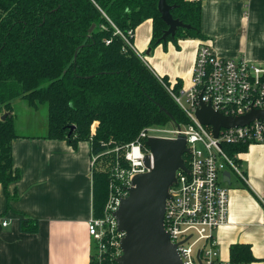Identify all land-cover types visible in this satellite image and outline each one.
<instances>
[{
    "label": "trees",
    "instance_id": "16d2710c",
    "mask_svg": "<svg viewBox=\"0 0 264 264\" xmlns=\"http://www.w3.org/2000/svg\"><path fill=\"white\" fill-rule=\"evenodd\" d=\"M158 2L0 0V184L8 199L9 184L20 177L12 162V142L20 137L13 107L18 98L34 109L46 106V138L67 140L74 148L81 141L90 142L95 217L103 216L108 199L117 157L112 149L135 140L150 125L185 120L165 86L170 85L168 79L161 82L117 33L119 29L129 37L130 30L151 18V50L170 38L204 39L202 2L167 0L175 5L173 17L190 27L159 41L168 25ZM174 89L179 91L181 83ZM4 113L7 117L2 119ZM71 126L75 129L69 134ZM246 149L247 144H240L231 152ZM20 224L23 231L36 232L39 223L26 216ZM231 253L233 262L254 258L246 244H234ZM104 256L102 263L94 256L91 264H118L114 248L108 247Z\"/></svg>",
    "mask_w": 264,
    "mask_h": 264
},
{
    "label": "crops",
    "instance_id": "0c3cea01",
    "mask_svg": "<svg viewBox=\"0 0 264 264\" xmlns=\"http://www.w3.org/2000/svg\"><path fill=\"white\" fill-rule=\"evenodd\" d=\"M201 29L204 39L167 41L148 53L149 18L136 27L133 43L139 53L149 54L156 76L180 82L185 90L192 85L202 41L218 55L264 66V0H206ZM239 153L244 176L232 169L224 172L229 176L223 173L229 219L215 236L223 260L232 259L234 244H246L254 256L249 264H264V144H247ZM12 162L20 177L9 184V199L0 184V264H91L97 244L88 229L94 215L90 142L74 148L45 134H20L12 142ZM26 216L38 221L36 232L22 230L20 220Z\"/></svg>",
    "mask_w": 264,
    "mask_h": 264
},
{
    "label": "built area",
    "instance_id": "2783aa9c",
    "mask_svg": "<svg viewBox=\"0 0 264 264\" xmlns=\"http://www.w3.org/2000/svg\"><path fill=\"white\" fill-rule=\"evenodd\" d=\"M117 33L149 66L130 39L134 37V31H129V37L119 29ZM110 41L108 39L107 43ZM158 78L164 83L162 77ZM165 86L185 114V120L170 119L168 123L150 125L142 129L135 140L112 149L117 157L111 167L112 179L104 214L102 217L92 215L88 220L89 232L97 244L95 257L102 263L108 247L115 249L116 259L121 254L120 242L124 234L118 230L114 213L122 199L129 195L134 177L150 171L146 164L147 156L150 157V166H153L154 157L147 140L184 137L188 148L184 161L188 170L177 171L164 216L165 229L177 245L182 264H249L223 260L215 233L229 219V189L223 183V173L232 169L244 176L239 162L240 153H232L231 148L240 144H264V118H255L244 125L221 127L215 135L212 125L199 120L197 110L202 103L227 117L264 110V66L243 57L218 55L207 42L202 41L192 85L179 91L172 85ZM262 203L264 205V200Z\"/></svg>",
    "mask_w": 264,
    "mask_h": 264
},
{
    "label": "water",
    "instance_id": "95a60500",
    "mask_svg": "<svg viewBox=\"0 0 264 264\" xmlns=\"http://www.w3.org/2000/svg\"><path fill=\"white\" fill-rule=\"evenodd\" d=\"M174 7L175 5L169 4L167 0L158 2L161 18L168 25L159 41H166L169 36L174 37L179 28L190 27L189 24L173 17L171 10ZM92 29L93 27L90 31ZM161 109L171 116L165 108ZM197 116L203 124L212 125L215 135H218L221 127L244 125L255 118H264V110H253L239 117H227L216 112L210 105L202 103L197 110ZM6 117L7 113H4L2 119ZM74 129L75 126H71L69 134ZM147 145L153 153V166H150V157L147 156L146 164L151 168L150 171L134 177L129 195L122 199L114 213L118 230L124 234L117 263L182 264L177 245L171 241L165 229L164 216L170 188L177 180V171L188 170L184 161V154L188 151L186 139L149 138ZM224 175L230 174L226 172Z\"/></svg>",
    "mask_w": 264,
    "mask_h": 264
},
{
    "label": "rangeland",
    "instance_id": "374dc122",
    "mask_svg": "<svg viewBox=\"0 0 264 264\" xmlns=\"http://www.w3.org/2000/svg\"><path fill=\"white\" fill-rule=\"evenodd\" d=\"M181 39L184 38H179L178 40ZM187 39H198V38L188 37ZM168 43L174 44V40L170 38L168 40ZM156 47L157 46H155L153 49H155ZM142 54L146 58V61L149 64V66L152 67L149 61V54L145 53V51H143ZM170 84L174 86L172 83ZM183 103L187 105L185 99H183ZM13 107H14V113L16 114V122H17L16 128L19 134L25 136H33V135H44L47 133V108L45 105H40L38 109H34L30 107L25 102V100H23L22 98H18L13 102ZM167 126L170 125L167 124Z\"/></svg>",
    "mask_w": 264,
    "mask_h": 264
}]
</instances>
